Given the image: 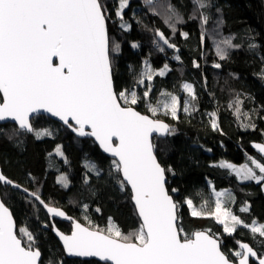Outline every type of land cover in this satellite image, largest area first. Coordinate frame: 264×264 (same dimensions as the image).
I'll return each instance as SVG.
<instances>
[{
  "label": "snow or ice",
  "instance_id": "6c2138e0",
  "mask_svg": "<svg viewBox=\"0 0 264 264\" xmlns=\"http://www.w3.org/2000/svg\"><path fill=\"white\" fill-rule=\"evenodd\" d=\"M143 2L154 15L163 16L173 35L177 32V24L186 22L171 0ZM190 2L193 11L188 19L199 18L203 29L210 21L212 0ZM112 7L120 21L119 27L124 31L131 30L132 24L125 19L130 0H116L115 5H109L106 0H0V121L15 122L10 131L0 126V135L9 141L25 134H34L37 139L51 136V130L36 129L32 123L34 116L47 113L62 121L77 136L93 137L103 152L113 157L108 175L115 174L121 191L130 186L131 200L140 219L139 227L128 233L121 231L111 217L106 228L94 226L90 219L86 226L61 208L46 203L39 190L31 192L29 195L46 209L50 220L60 217L72 222L70 234H65L51 220L52 230L62 242L64 255L98 257L106 264H250V258L264 264V224L256 220L249 224L234 214L230 205L236 203V198L227 189L219 191L213 187L214 201L205 200L199 207L192 198L186 197L183 203L192 217L214 218L229 236L240 227L249 229L253 244L236 240L235 249L224 251L223 240L211 229L185 231L181 203L173 199L167 187L168 174L175 175V171L159 162V149L153 135L161 138L174 135L176 129L156 117L163 114L179 120L181 111L192 116L199 111V95L192 83L184 82L181 85L183 98L162 91L156 101L151 102L154 77L164 76L171 69L168 63L159 70L153 69L148 60L143 62L144 68L132 88L116 89L114 63L120 44L109 35ZM215 10L221 12L219 7ZM223 23L222 18H217L214 31ZM144 27L153 32L152 44L159 52L165 51L164 46L179 52L177 45L163 31ZM180 34L188 37L187 32ZM203 37L202 31V42ZM234 39L226 36L214 41L220 61L229 59L232 50L242 47L234 43ZM131 47L136 49L140 45L133 42ZM258 47L254 41L248 44L250 50ZM173 59L181 61L179 55ZM261 61L264 63V56ZM193 67L200 68L201 65L193 61ZM212 67L220 69L222 65L214 62ZM129 69L132 71V66ZM258 75L264 79V68ZM137 85L145 86L142 95L137 94ZM141 102L151 115L136 110L135 106ZM242 105L239 94L228 105L238 120ZM261 108L264 109V105ZM252 112L264 119L257 109ZM206 115L211 129L222 132L218 110ZM243 116L247 123L241 122L240 126L255 130L252 113L244 112ZM22 143L19 140L16 146ZM252 147L257 150L259 159L248 155V162L239 166L227 161L213 166L227 169L240 181H254L264 191V143L255 142ZM56 154L63 156L59 146ZM85 167L88 173L101 176L102 169L95 162L88 161ZM89 179L86 174L84 183L88 184ZM0 183L21 188L2 171ZM58 183L68 187V177L61 175ZM23 191L28 193L27 188ZM178 191L171 189L173 193ZM210 204L214 206L210 207ZM88 207L83 205L85 212ZM249 208L245 202L240 212H248ZM43 226L47 228L49 224ZM0 264H45L38 235L27 226L18 228L13 213L4 202H0ZM47 264H65V261L50 250Z\"/></svg>",
  "mask_w": 264,
  "mask_h": 264
},
{
  "label": "trees",
  "instance_id": "16d2710c",
  "mask_svg": "<svg viewBox=\"0 0 264 264\" xmlns=\"http://www.w3.org/2000/svg\"><path fill=\"white\" fill-rule=\"evenodd\" d=\"M106 2L115 5L116 0ZM171 2L181 10L186 21L177 24L175 35L164 23L163 16L154 15L143 0H130V7L125 10V19L132 24L129 31L119 27L120 21L115 16V8H111L109 35L120 44V52L115 55L114 63L115 86L118 91L132 88L144 68L145 60L150 62L153 69L159 70L164 63H168L171 69L164 76L154 77L151 82V102H155L162 91L182 97V83L194 85L199 95L198 112L188 116L181 111L179 120L162 114L156 117L167 120L176 129L172 136L154 138L159 149L160 162L165 167L171 166L175 171V175L168 174L167 187L174 199L181 203L182 224L187 233L211 229L213 234L223 240L224 251L235 249L236 240L252 245L253 239L249 229L240 227L236 233L229 236L214 218L192 217L183 201L186 197L192 198L194 204L199 207L205 200L213 197V187L216 190L227 189L236 198L232 207L237 215L249 224L253 220L264 223V191L260 185L254 181H240L234 174H229L227 169L213 166L222 160L241 164L247 160L248 155L260 158L251 144L256 141L264 143V119L252 112L257 109L259 116H264V109L261 108L264 105V79L258 75L264 68L261 61V56H264V0H212L213 7L209 9L210 21L203 29L199 18L188 19L193 11L190 0ZM216 7H219L221 12L217 13ZM217 18H222L224 23L214 31ZM144 25L149 29L163 31L171 38V42L177 45L179 52L166 46L163 53L159 52L152 44L153 32L146 30ZM181 32H187L188 37L182 36ZM226 36L235 37L233 42L241 44L242 47L232 50L229 59L220 61L216 55L214 41L218 42ZM250 41H254L259 47L250 50ZM133 42L139 43L140 47L133 49ZM175 55H179L182 62L174 60ZM193 61L198 62L201 67H193ZM214 62L221 63L222 67H212ZM129 66H132V71ZM147 83L146 81L145 86ZM145 86H136L138 95H142ZM237 94L243 100L239 120L233 114V109L228 107ZM135 107L151 115L144 102ZM214 110H218L222 132L213 131L209 126L206 113ZM244 112L252 113L255 130H246L240 126L241 122L247 123ZM32 121L36 129L49 128L53 134L40 139L35 138L34 134H25L15 137L12 141L0 135V167L3 172L17 183L31 190H39L48 203L64 208L69 215L86 224L90 219L94 226L103 229L111 217L124 233L137 229L140 219L131 200V190L127 187L121 191L115 174L111 177L108 175L113 158L103 153L91 138H79L49 117L38 115ZM0 126L10 131L15 124L6 123ZM19 140L23 143L16 146ZM57 146L62 147L63 158L52 160L58 165V170L64 168L63 160H66L71 182L67 188L57 183V168L49 158V154ZM88 161L95 162L102 169L99 178L94 173H88L85 167ZM86 174L90 178L88 184L84 183ZM172 188L179 191L173 193ZM0 196L12 210L18 228L27 226L38 235V244L45 264L50 250L55 251L56 257H62L65 264H106L96 259L65 256L60 241L53 233L51 220L64 232L71 231V223L50 220L44 208L33 198L1 183ZM245 202L250 205L249 211L241 213L240 208ZM84 204L89 205L86 212ZM97 208L100 209L99 212L96 211ZM45 223L49 224L47 228L43 226Z\"/></svg>",
  "mask_w": 264,
  "mask_h": 264
},
{
  "label": "water",
  "instance_id": "95a60500",
  "mask_svg": "<svg viewBox=\"0 0 264 264\" xmlns=\"http://www.w3.org/2000/svg\"><path fill=\"white\" fill-rule=\"evenodd\" d=\"M136 110L137 111H140L139 109H137L136 108ZM141 112V111H140ZM142 114H147V113H143V112H141ZM40 115H45V116H47V117H49V118H51V119H53V120H55V121H57V122H59L61 125H63L64 127H67L66 125H64L63 124V122L62 121H60L58 118H56V117H52L50 114H47V113H42V114H40ZM147 115H149V114H147ZM35 117V116H34ZM158 119H161V118H158ZM161 120H163L165 123H168L171 127H172V125L167 121V120H165V119H161ZM6 123H13V124H15V122L14 121H0V125L1 124H6ZM68 128V127H67ZM69 129V128H68ZM71 132H73L71 129H69ZM74 133V132H73ZM76 136H77V134L76 133H74ZM77 137H79V136H77ZM155 137H159V136H157L156 134H154L153 135V139L155 138ZM79 138H91L94 142H95V140H94V138L93 137H79ZM159 138H161V137H159ZM163 138H166V137H163ZM256 142H259V141H256ZM97 145H98V147H99V144H98V142H95ZM253 143H255V142H252V144H251V146L253 145ZM263 143V142H262ZM100 148V147H99ZM252 149L257 153V150L254 148V147H252ZM100 150L103 152V150L100 148ZM104 153V152H103ZM106 155H108L109 157H111V155L110 154H108V153H105ZM258 154V153H257ZM259 155V154H258ZM111 158H113V157H111ZM158 160H159V158H158ZM159 162H160V160H159ZM161 163V162H160ZM162 164V163H161ZM162 166H164L163 164H162ZM0 171H2L3 172V170H2V168L0 167ZM3 174L5 175V176H7L4 172H3ZM8 177V176H7ZM9 178V177H8ZM9 179H11V178H9ZM12 180V179H11ZM12 181H14V180H12ZM16 184H19V185H21L20 183H17L16 181H14ZM2 184V183H1ZM4 185V184H3ZM6 186H10V185H6ZM11 188H13V189H16L15 187H13V186H10ZM129 187V189H130V186H128ZM25 188H27V187H25V186H23V185H21V188L20 189H17V190H20L22 193H24L25 195H27V196H29V197H31L29 194L31 193V192H33L31 189H29V188H27L28 189V193H25L24 191H23V189H25ZM169 193H170V191H169ZM170 195H172L171 193H170ZM31 198H33V197H31ZM41 198L43 199V200H45L42 196H41ZM173 199H174V197H173ZM175 200V199H174ZM0 202H4L3 201V199L1 198V196H0ZM45 202L46 203H48L46 200H45ZM5 203V202H4ZM39 203V202H38ZM5 205H6V203H5ZM7 206V205H6ZM42 206V205H41ZM54 206V205H53ZM8 208H9V210L12 212V210L10 209V207L9 206H7ZM43 207V206H42ZM56 207H59V208H61L63 211H65V209L64 208H62V207H60V206H56ZM45 211H46V209H44ZM66 212V211H65ZM66 214L68 215V216H70V217H72V218H74V219H76V220H78L79 222H81L82 224H84V225H86L87 226V224L86 223H84V222H82L81 220H79L78 218H76L75 216H72V215H69L67 212H66ZM14 216V215H13ZM15 219V218H14ZM54 219H57V220H60V221H65V222H70L71 223V230H72V222L70 221V220H66V219H64V218H60V217H54ZM16 221V220H15ZM55 226H56V228L57 229H59L61 232H63V233H65V234H70V232H64V231H62L57 225H56V223H55ZM53 233L55 234V232L53 231ZM55 236H56V234H55ZM57 237V236H56ZM58 238V237H57ZM58 240H59V238H58ZM60 241V240H59ZM60 243H61V245H62V242L60 241ZM248 243V242H247ZM63 247V246H62ZM70 258H80V259H96V260H99V261H101L98 257H70ZM101 262H104V261H101ZM252 262H255V258H250V264H252ZM106 263V262H105ZM256 264H258V262H255Z\"/></svg>",
  "mask_w": 264,
  "mask_h": 264
},
{
  "label": "rangeland",
  "instance_id": "374dc122",
  "mask_svg": "<svg viewBox=\"0 0 264 264\" xmlns=\"http://www.w3.org/2000/svg\"><path fill=\"white\" fill-rule=\"evenodd\" d=\"M184 93H183V95H182V97H184ZM163 115V114H162ZM45 116V115H44ZM47 117V116H46ZM34 118V117H33ZM32 123H33V121H32ZM33 126H34V124H33ZM35 128V127H34ZM67 128V127H66ZM43 129H49V128H43ZM50 130V129H49ZM45 137V136H44ZM41 138H43V137H41ZM58 147V146H57ZM57 147L53 150V151H51V155L49 154V158L52 160V158H55V159H57V160H60V159H62L63 158V156H60V155H57L56 154V149H57ZM60 147V149H61V151H62V147L61 146H59ZM63 152V151H62ZM253 157V156H252ZM255 158V157H254ZM222 161H227V160H222ZM63 162H64V168H65V170H64V168H62V169H59L58 170V165L57 164H54V162H53V160L51 161V163H53L52 165L53 166H55L57 169H56V171H55V173H56V181H57V183H58V178L61 176V175H66L67 177H68V181H69V184H68V186H70V184H71V182H70V170H68V168H67V163H66V160H63ZM227 162H230V161H227ZM246 162H248V160H246V161H244L243 163H241V164H236L237 166H239V165H242V164H244V163H246ZM231 163H233V162H231ZM58 184H60L61 186H63L61 183H58ZM3 185V184H2ZM65 188H67V187H65ZM222 190H225V189H221V190H219V191H222ZM20 191V190H19ZM32 191H37V190H32ZM39 193H40V191H39ZM212 194H213V192H212ZM34 199V198H33ZM214 199H215V197H214V194H213V197L211 198V199H209V201H214ZM37 202V201H36ZM51 205H54V206H57V205H55V204H51ZM212 206H214V205H212V204H210V207H212ZM233 206V204L232 205H230V207H231V210L234 212V214H236V212H235V210H234V207H232ZM51 219H54V218H51ZM65 222V221H64ZM258 223H261V224H264L263 222H258ZM18 227V226H17Z\"/></svg>",
  "mask_w": 264,
  "mask_h": 264
},
{
  "label": "flooded vegetation",
  "instance_id": "af4514ba",
  "mask_svg": "<svg viewBox=\"0 0 264 264\" xmlns=\"http://www.w3.org/2000/svg\"><path fill=\"white\" fill-rule=\"evenodd\" d=\"M41 195V194H40ZM42 196V195H41ZM38 202V201H37Z\"/></svg>",
  "mask_w": 264,
  "mask_h": 264
}]
</instances>
